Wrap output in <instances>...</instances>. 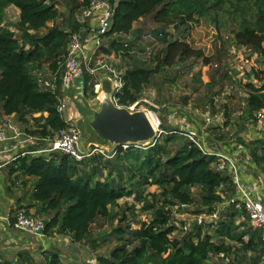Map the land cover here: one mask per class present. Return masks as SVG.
<instances>
[{"label": "trees", "instance_id": "trees-1", "mask_svg": "<svg viewBox=\"0 0 264 264\" xmlns=\"http://www.w3.org/2000/svg\"><path fill=\"white\" fill-rule=\"evenodd\" d=\"M72 1L74 9L70 13L71 24L62 27L55 24L59 12L53 0H0L1 114L15 115L24 125V132L38 138L53 140L57 132L71 126L56 110V91L52 93L42 89L35 71L56 73L55 84L58 85L60 74L57 69L64 66L69 37L77 33L81 25L76 16L73 19L74 12L77 10L81 14L90 0ZM229 1L240 4L249 0ZM110 2L114 4V14L105 36L113 37L105 39L98 53L130 58V46L124 40L128 35L135 34L133 26L139 20L143 23L147 20L152 22L154 26L149 33L162 46L156 54L151 55L147 66L133 64L125 67L123 86L114 95L118 106L127 107L138 101L153 76L164 68H170L176 63L189 66L190 59L200 57L204 65L211 62L210 58L203 57L200 50L174 38L168 28L187 26L210 7L219 8L224 0ZM10 5L18 10L16 30L2 27L5 8ZM48 22H52V25L41 32ZM234 42L264 57V7L259 9L253 24L247 23L234 32ZM43 63L47 64L48 71L40 69ZM247 77L249 81L244 85L246 104L252 113L264 109V69L253 67ZM29 120L31 125L28 126ZM115 148V163L138 159V155L130 154L131 151H122L120 146ZM214 163L213 157L203 155L186 138L169 131L149 143L137 167V176L133 174L125 179L128 188L120 183L123 181L121 173L117 180L109 173L99 181L94 168L86 171L81 161L60 152L18 156L13 163L15 168L10 172L35 178L31 197L45 215V235L53 231L68 234L72 242L88 243L92 247L98 243L91 233L94 222L100 217L107 218L110 209L117 205L119 199L135 195L139 210L145 214L138 228L128 225L122 228L119 223L113 229L118 244L107 255H96L95 264H207L210 254L229 251V247L224 244V237L240 240V236L231 232L233 227H237L233 215L230 214L227 220L223 219L217 224V242L209 234H203L199 224L190 225V229L181 236H174L175 228L170 220L172 206L194 203L192 188L198 189L201 205L208 208V214H212L220 199L219 188L225 186L231 190L229 177L219 173ZM148 185H156L159 191L141 193L142 188ZM134 186L136 190L132 189ZM18 257L17 264H39L31 261L23 252L18 253ZM256 261L253 260L254 263ZM44 262L62 264L54 253L45 256Z\"/></svg>", "mask_w": 264, "mask_h": 264}, {"label": "rangeland", "instance_id": "rangeland-1", "mask_svg": "<svg viewBox=\"0 0 264 264\" xmlns=\"http://www.w3.org/2000/svg\"><path fill=\"white\" fill-rule=\"evenodd\" d=\"M53 1L59 12L55 24L62 27H69L72 21L70 13L74 9L73 1ZM210 4L208 3L209 6H211ZM262 7H264V0H249L240 4L224 0L219 8L210 7L206 13L197 15L196 21L187 26H178L177 28L169 27L168 29L174 38L187 42L193 49L200 50L203 57L210 58L211 62L204 65L202 57H200L199 59H190L189 62L191 64L189 66L176 63L170 68H164L158 74L154 75L151 82L143 89L138 98V103L135 106V111H148L153 117L158 119L160 124L164 120L170 122L168 118L170 113L174 114L175 119L180 118L185 119V121L189 120V116L196 118L198 117L197 114H199V116L202 115L200 116L202 118L205 114L209 113L211 116L221 118L222 121L224 119V126L228 128L233 127V124L239 126L240 123L242 125L244 117L249 114H247L246 110L243 112V107H241L245 98L244 93L246 92L243 87L249 81L247 74L253 67L264 69V57L250 48L235 44L234 32L238 31L247 23L253 24L257 18L259 9ZM79 13L76 10L73 19L75 15L78 19L80 16ZM17 21V9L11 6L5 8L2 27L16 30ZM51 25V22H48L41 32H45ZM153 26L150 20L144 23L139 20L134 24L135 34L128 35L124 40L130 46V58H120L111 55L109 59L97 57L96 61L103 59L104 62L111 64L115 68L119 67L122 70L133 64L138 66L145 64L147 66L151 55L156 54L162 47L159 41L149 33ZM112 37L105 36L102 43L104 44L106 40H110ZM94 65L96 66L95 63ZM100 69L110 77V80L114 84V79L109 72L105 68ZM97 72L101 74L100 70ZM100 77L97 78L99 79ZM90 95L91 93L85 99L87 100L86 103L83 100L77 102L83 106V111H86V116L89 115V109L94 108L98 110L99 108V106H96L98 105V99L96 97L90 98ZM97 97L99 98V96ZM102 97L103 94L101 93L100 99ZM224 110L229 112V115H226ZM240 111L243 113L238 114L237 112ZM232 113L235 116H232ZM90 117L89 119L92 121V116ZM250 118L252 119L251 114ZM88 124L89 122L87 123L86 119L80 122L79 129L76 127L79 132L78 144L81 149H85L88 141H94L97 143L95 146L102 149V153L94 152L89 157L84 158L81 161V166L86 171L94 168L96 170V179L99 181H102L109 173H111L113 179L117 180L119 179L118 174L121 173L123 181L121 180L120 183L122 186H127L128 188L129 186L125 179L133 174L137 176V167L140 165L151 141L142 144H125L122 147V151H131L130 154L133 156L138 155V159L115 163V156L111 155V152L113 148L116 149V145L113 148L112 146H109V148L104 147L102 144L104 140L94 135V131L90 129ZM161 127L163 128L162 124ZM21 128H25L23 124ZM93 147L92 145L89 150L91 151ZM90 157L95 159H90ZM132 189L136 190L137 188L134 186ZM158 191L159 188L156 185H148L142 188L141 193L146 194ZM191 193L194 197V203L189 205L188 208L181 210L176 206L171 207L172 219L170 220V224L177 229L174 231V236H181L183 232H186L182 231V226L187 223H192L195 220L200 221V228L203 233L211 231L215 218L210 217L208 208L201 205L198 189L192 188ZM119 201V205L110 209V214L107 218L100 217L92 225V237L98 243L94 247L86 243L84 244L86 249L78 248V253L74 250V253L81 254L82 259L84 256L86 257L84 258L85 264H89L86 262V259L88 261L93 256L96 257V255H107L110 249L118 244L113 229L119 223L122 228H125L127 225L130 227H138L143 219L145 214L139 210L135 195L123 197ZM120 219L124 220L119 222ZM69 243L70 241L63 242L62 250H57L55 253L56 255L59 254L58 258L62 264H68L69 258L64 249L68 247ZM35 261L39 264H45L43 256L38 257Z\"/></svg>", "mask_w": 264, "mask_h": 264}, {"label": "crops", "instance_id": "crops-1", "mask_svg": "<svg viewBox=\"0 0 264 264\" xmlns=\"http://www.w3.org/2000/svg\"><path fill=\"white\" fill-rule=\"evenodd\" d=\"M77 21L81 24L77 32L79 35L84 37L86 34L93 32L96 25L95 19H83L81 16H79ZM97 56L100 58L109 59V56L102 53H99V55ZM80 64L82 73L81 77H79L78 79L70 78L68 80L65 76V68L63 66L57 69L59 70L60 76L58 85H56L55 87V91L58 95V100L64 101V103L66 104L65 112L69 118L68 122L70 123V125L74 126L75 128L77 127L78 129L80 122H83V120L85 121L87 119V123H90V116H92L93 119L94 113L98 110L94 108L89 109L91 112L89 111V115L86 116V111H83V106L79 105V103L77 102H81L83 100L86 103L87 100L85 99H87L89 93H91L90 98L96 97V99H98V105L96 106H99L100 103L104 100V96L106 95L109 96L112 100V93L114 90V84L105 72H102V70L97 68V66H95L93 63L90 67L84 66L82 59H80ZM40 66V69L42 70H49L47 68V64L43 63ZM99 70L101 74H98L97 71ZM98 75H100L101 77ZM97 77L100 78L98 79ZM252 82L255 83L254 80H252ZM243 88L245 89V87ZM86 93H88L87 96L85 95ZM101 93L103 94V97L100 99ZM97 96H99V98ZM244 96L245 98L241 106L243 107L242 111L244 112L246 110L247 114H249L244 117V120L242 121L243 124L241 125L239 123V126L233 124V127L228 128L224 126V119L221 126H218L216 124V121L214 120L215 123L207 125V129L204 132V140L209 145V148L215 151L234 154L235 159L237 160L240 167L242 180L245 183L258 182L260 183L261 187L264 188V129L259 124H257V121L255 119L254 115L257 110L253 111L252 113H250L248 110L246 104V92L244 93ZM224 111L226 115H229V112H226V110ZM243 112L240 111L237 113L239 114ZM250 114L252 116V119L250 118ZM37 115L38 114H34V116ZM197 115L198 117L196 118H191L189 116L188 121L180 118L171 119L170 122L168 120H164L161 123L163 126L162 129L164 132L173 131L183 125L194 123V119H196V123L200 125L202 119L200 116L202 115ZM231 115L235 116L234 113H232ZM4 121H10L12 124L21 129L23 134H25L24 128H21L22 123L18 121L17 117L13 114L2 115L0 109V124H2ZM29 125H31L30 120L28 122V126ZM23 136L24 135L20 137V140L23 139ZM48 144L49 139L38 137L37 140L33 142H17L16 139L10 140L7 142L8 154H1L0 159L5 158L7 155L16 156L20 155L21 153H34V151L39 150L44 151L48 147ZM102 144L104 145V147L108 148L109 146H112V148L115 146V144L108 141H103ZM92 145L95 146L97 145V143L94 141H88L85 149H81L80 145H78V147L81 151H87L91 148ZM34 154L36 155V153ZM41 155L48 154H46V152H43L41 153ZM15 160L16 159L11 160L0 168V264H17V259L20 258L18 257V253L22 252L25 253L26 257H29L31 261H35L40 256H49L52 253L55 254L57 250H62L63 242L67 241H70V243L68 247L64 249V251L67 252V256L69 258L68 264H85L84 258L86 257L84 256L82 259L81 254L78 255L77 251L78 248L86 249V246H84V244L82 245L81 243L72 242L68 234H58L53 231L52 233H49L47 235H45L44 233L42 235H32L27 232L15 229L10 224L11 219H13L15 214L20 210L45 219V215L39 210V204L31 197L35 178L23 176L19 172H10L15 168L13 164ZM229 185V188H231L230 191L227 190L228 187L225 186L219 188L218 194L220 196V199L216 202L215 209L212 211V214H209L210 217L215 218L212 223L211 231H208L207 233H203L202 229L201 231L203 234H209L212 237L213 241L217 242L219 239V237L216 236V231L219 228L217 227V224L223 219L227 220L229 215L232 214L234 224L237 227H233V230L231 232L235 233L237 236H240V240L238 241L226 239L224 237V244L229 247V251H227L226 253L210 254L206 263L249 264L250 262H252L250 264H255L253 260L255 259L258 261L263 252V244L260 239V232L258 231V229L251 226L241 206L227 204V200L234 195L233 184L230 182ZM119 200L117 201V205L120 204ZM5 217L9 218V224L6 222ZM196 224H199L200 226V221L196 222ZM176 230L177 229H175V231ZM247 245H250V247H248ZM74 250H76L77 253H74ZM58 255L59 254H57V256ZM225 258H227V260H225ZM86 262L89 264H95V257L93 256V258H90L88 261L86 259Z\"/></svg>", "mask_w": 264, "mask_h": 264}, {"label": "built area", "instance_id": "built-area-1", "mask_svg": "<svg viewBox=\"0 0 264 264\" xmlns=\"http://www.w3.org/2000/svg\"><path fill=\"white\" fill-rule=\"evenodd\" d=\"M114 14V4L110 0H90L88 4L81 10L80 16L83 19H95L96 25L93 32L86 34L84 37L78 33H72L69 37L67 44V54L64 61V72L66 78L78 79L81 77L82 69L80 64V59H82L84 66L90 67L91 64L95 63L97 68H105L109 74L114 79L112 101L116 104L115 93H119L123 86L122 75L123 70L121 68H115L111 64L104 62L102 59L96 61L98 57V49L102 43L103 37L106 35L107 31L110 28L112 16ZM35 77L39 86L42 89L48 90L50 92H55L56 87V73L35 71ZM137 101L127 107L129 111H135V106ZM117 105V104H116ZM66 104L64 101L58 100L56 106L57 112L63 117L66 121H69V118L66 114ZM149 112L147 111L146 114ZM255 119L257 124H259L264 129V109H260L255 113ZM168 118L175 119L174 114H169ZM154 126L155 129V138L156 140L160 134L165 133L160 128V123L158 119ZM183 125L178 129L170 131L176 133L184 138H186L194 147H196L203 155L211 156L215 159V169L223 175L229 177L230 182L233 184L234 195L227 200L228 205H238L241 206L242 210L245 212L249 223L252 227L258 229L260 232V239L263 244V254L261 255L259 261L255 264H264V188L261 187L260 183H245L242 180L240 174V167L237 160L235 159L234 154H228L227 152L215 151L209 148V145L204 140V132L207 129V125L215 123L218 126H221L223 123L222 119L219 117L211 116L210 114H205L200 122V125L196 123ZM215 120V121H214ZM192 122V121H191ZM25 133V132H24ZM79 132L74 126H69L56 133V136L53 140H49L48 147L43 151H34L36 155H41V153L46 152L49 154L51 152H60L66 154L76 161H82L84 158L89 157L94 152L102 153L100 147L94 146L93 149L88 152L81 151L78 147L79 142ZM23 136V139L20 140V137ZM20 141H36L37 137L23 134L22 130L19 129L16 125L12 124L10 121H4L0 124V155L8 154L7 142L10 140ZM151 141V142H152ZM150 142V141H149ZM137 144V143H134ZM142 144V143H141ZM123 145H116L123 147ZM128 145V144H127ZM115 150L113 148L111 155H114ZM34 153H21L20 155L12 156L7 155L5 158L0 159V168L3 167L6 163L10 162L13 159H16L18 156H23L26 154ZM40 153V154H39ZM35 155V154H34ZM176 207L184 210L189 207V205L179 204ZM6 222L9 224V218L5 217ZM197 220L196 222H198ZM15 229L20 231L27 232L32 235H42L43 229L45 227L44 219L35 216L25 211H18L13 222L10 223ZM176 226V224H174ZM191 223H187L182 226V231H188L190 229ZM176 229V227H174ZM222 256V255H221ZM227 260V258H225Z\"/></svg>", "mask_w": 264, "mask_h": 264}, {"label": "water", "instance_id": "water-1", "mask_svg": "<svg viewBox=\"0 0 264 264\" xmlns=\"http://www.w3.org/2000/svg\"><path fill=\"white\" fill-rule=\"evenodd\" d=\"M89 125L100 139L115 145L149 142L156 135L145 111L131 112L114 104L109 96L104 98ZM194 224L196 220L191 226Z\"/></svg>", "mask_w": 264, "mask_h": 264}, {"label": "bare ground", "instance_id": "bare-ground-1", "mask_svg": "<svg viewBox=\"0 0 264 264\" xmlns=\"http://www.w3.org/2000/svg\"><path fill=\"white\" fill-rule=\"evenodd\" d=\"M101 105H102V102L100 103L98 110L101 108ZM146 115H147L148 120L152 123V125L155 126V124L157 122L156 118L153 117L150 113H148Z\"/></svg>", "mask_w": 264, "mask_h": 264}]
</instances>
